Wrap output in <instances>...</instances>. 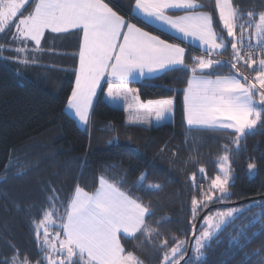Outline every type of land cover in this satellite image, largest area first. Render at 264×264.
Instances as JSON below:
<instances>
[{
    "label": "trees",
    "instance_id": "obj_1",
    "mask_svg": "<svg viewBox=\"0 0 264 264\" xmlns=\"http://www.w3.org/2000/svg\"><path fill=\"white\" fill-rule=\"evenodd\" d=\"M110 2L120 12L132 15L129 9L115 1ZM34 3L35 0H30L26 8L28 13ZM233 3L245 13L264 11V0H233ZM203 5L211 13L215 29L230 40L219 25L212 2L206 0ZM138 22L149 31L172 39ZM8 35L9 27L0 34V45H3L0 47V264L6 260L11 264L15 250H18L20 261L27 258L32 264L37 260L46 264L36 238L34 221L42 219L52 190L59 200L66 202L77 185L85 191H95L101 176L150 206L154 213L146 217L149 226L156 230L150 238L142 233L132 238L121 236L125 251L132 252L142 264H161L166 250L161 247L164 240L169 246L174 245V237L190 242L200 216L216 205L223 207L207 215L217 210L255 206L243 211L219 235V243L214 240L211 248L205 250L207 264H260L264 260V234L235 254L230 250V241L242 230L248 237L255 232H264L262 224L247 227L258 213L264 212V199L224 207L264 197V125H258L254 132L241 137L239 146L234 143L233 132L188 128L184 90L192 74L183 69L167 71L156 78L130 85L140 103L173 100L172 111L162 125L152 128L127 125L125 112L109 106L101 91L92 109L90 130L85 131L66 113L75 67L70 79L62 70L65 63L62 65L59 60L56 66L54 63L51 67L42 64L30 69L29 63L22 64L20 57L12 51V45L6 40ZM68 46L69 42L58 45L62 50ZM256 54L259 55L258 49ZM219 57L222 61L232 59L230 44ZM192 58V54L186 53L185 63L190 65ZM237 68L250 79L255 77V65L249 69L241 62ZM211 73L228 75L235 74L236 70L226 65L206 72L207 75ZM225 145L231 168V196L201 209L193 220L192 198L199 199L201 191L208 190L211 179L222 175L219 158L225 154ZM249 163L256 165L252 173L248 170ZM201 167L205 169L204 174L199 172ZM142 175L146 176L143 186L139 181ZM149 184H159L160 188H148ZM58 207L59 214H63L64 207ZM53 219L56 223L49 228L50 239L60 231L58 216ZM202 223L197 235L203 231ZM42 234L43 229L41 237ZM257 251L258 256L252 255ZM187 252L185 260L192 264L190 258L194 253L191 251L186 257ZM245 256L251 259L245 260Z\"/></svg>",
    "mask_w": 264,
    "mask_h": 264
},
{
    "label": "snow or ice",
    "instance_id": "obj_2",
    "mask_svg": "<svg viewBox=\"0 0 264 264\" xmlns=\"http://www.w3.org/2000/svg\"><path fill=\"white\" fill-rule=\"evenodd\" d=\"M27 3L29 0H0V33L17 17L12 39L31 40L37 46L41 44L45 30L63 33L81 29L83 32L75 87L67 101L68 108L74 110L83 124H88L92 99L106 75L111 78L108 80V97L117 100L123 95L127 101L128 94H132V89L126 86L130 78L186 69L192 74L184 90L189 126L233 129L234 143L239 146L241 137L254 132L258 125H264V11L245 13L234 5L233 0H215L219 20L227 31V37L231 38L227 40L214 29L211 14L199 11L204 5L198 0H135L134 12L167 25L185 39L192 37L201 42L206 55L193 57L189 65L185 63L184 48L143 31L117 14L104 0H35L32 11L23 15L22 9ZM172 9L184 10L185 14L171 16L168 11ZM245 16L247 19H244ZM228 44L231 45L230 61L212 58L222 54L221 50H227ZM241 62L249 69L256 66L253 79L239 72L237 65ZM226 65H230L236 73H211L215 78L206 74V70ZM172 105V99L143 104L137 95L132 94L127 108L136 109L135 114L130 116L132 122L150 123L152 117L157 122L163 121L171 113ZM224 149L225 154L219 158L222 175L211 179L208 190L201 191L199 199L192 198L193 220L201 209L211 203L226 201L231 196L227 145ZM255 169V164H248L250 173ZM199 172L204 174L205 169L201 167ZM145 179L143 175L139 178L141 186ZM147 187L159 189L160 185L149 184ZM52 191L42 219L34 221L36 238L46 264H142L132 252L125 251L120 234L135 237L137 233H142L150 238L156 231L146 222V216L154 215L150 206L132 198L103 176L99 178L95 191L88 192L77 185L66 202L59 200L54 189ZM58 205L64 207L63 214H59ZM254 206L249 204L217 210L204 216L203 231L199 235L193 232L192 264H207L205 250L211 248L214 240L219 243L218 237L224 229L243 211ZM55 216H58L60 231L50 239L49 228L56 223ZM163 219L167 221L168 218ZM255 224L264 227V212L258 213L247 227ZM262 234L264 232H255L248 237L242 230L230 241V250L235 254ZM174 240L173 246H169L167 240L162 241L161 247L166 250L161 264H181V261L188 264L185 255L190 242L187 239L176 240L175 237ZM15 252L11 264H32L27 258L20 261L18 250ZM252 255L258 256L259 251ZM250 259V256H245V260ZM2 264H8V261ZM36 264L40 261L37 260ZM260 264H264V260Z\"/></svg>",
    "mask_w": 264,
    "mask_h": 264
},
{
    "label": "crops",
    "instance_id": "obj_3",
    "mask_svg": "<svg viewBox=\"0 0 264 264\" xmlns=\"http://www.w3.org/2000/svg\"><path fill=\"white\" fill-rule=\"evenodd\" d=\"M110 1H115L117 4L121 5L124 9H129L131 11L132 15H127V14H124V13L120 12L119 10L116 9V6L113 5ZM205 1L206 0H198V3L203 5V3ZM209 1H211L212 4L214 5V8H215V10L217 12L218 19H219V13H218V9L215 6V0H209ZM104 2L107 3L115 12H117V14L125 17V19L128 20L129 22L136 24L137 27H140L143 31L149 32L151 35L159 36L161 39L166 40L168 43L178 44L180 47L185 49V55L188 52L190 54H192L193 57L206 55L205 48L201 44V42L199 40L194 39L192 37H188L187 39H185L180 33L176 32L173 29H171L167 25H164V24H162V23H160L158 21H155V20H149L148 18L144 17L138 11L134 12L133 11V7H134V4H135V0H131L129 2H126L125 0H104ZM199 11L208 12L207 10H205L204 7L199 9ZM208 13L211 14L210 12H208ZM168 14L175 17V16L184 15L185 12H184V10H180V9H172V10L168 11ZM137 20L143 22L147 26L152 27L154 30H157V31H159V32H161L163 34H166L167 36H169L173 40L172 39L171 40H167V39L163 38L162 36H160V35H158V34H156L154 32L149 31L148 29H146L143 26H141L140 23ZM219 25L226 32L225 34H227V31H226V29L223 28V24H222V22L220 20H219ZM213 26H214V24H213ZM214 29H215V27H214ZM216 32L220 35V31L218 32L216 30ZM65 34L68 37H70V38L73 37V36H77L78 37L77 61H76V65H75V75H74V81H73V88H74L75 87V80H76V72H77V70L79 68V50H80V45L82 44V40H83V32H82L81 29H70L68 32H63V35H65ZM221 51H223V50H221ZM219 56L220 55H213L212 58L220 60L221 58ZM166 72H158V73H155V74H146L143 77L137 76V77H134V78H130L128 80L126 86H127V88H130V85L133 84V83H140V82H143V81H146V80H150V79L156 78V77H158L160 75H163ZM206 72H210V70H206ZM228 75H232V74H228ZM211 78H215V76H211ZM109 79H111V78L106 75L105 78L101 80L100 87L97 88L96 95L93 97L91 107L89 108V119H88V124L87 125H85L82 122H80L79 118L75 116L74 110L69 109L68 106L66 105V113L70 117H72L74 119V121L76 122V124L78 125V127L80 129H84L85 131H89L90 130V119H91L92 109H93V106H94L96 100L98 99V96H99L101 91H103V99L105 100V102L108 105H110L112 107H115V108L125 109V112H126V108H127L126 106L132 100V94H128L127 101L124 100V102H127L125 104H124V102L123 103L121 102V97L119 99H117V100L110 99L108 97V95H107L108 80ZM115 104L121 105V106H116ZM184 108H185V106H184ZM134 110H136V109H134ZM165 120H167V116H166V118L163 121H160V122H157L155 120V118L152 117V118H150V123H146V124L142 123L143 124L142 128L158 127V126L162 125L163 122H165ZM185 120H186V113H185ZM137 124L140 125L141 123L137 122ZM137 124L136 123H132L129 126H134V125H137ZM186 124H187V120H186ZM187 126L190 129L213 130V129L205 128V127H202V126H189L188 124H187ZM213 131H226V132L235 133L233 129H219L218 128V129H215ZM120 235L122 237H125V238H132V237L126 236L123 233H121Z\"/></svg>",
    "mask_w": 264,
    "mask_h": 264
},
{
    "label": "rangeland",
    "instance_id": "obj_4",
    "mask_svg": "<svg viewBox=\"0 0 264 264\" xmlns=\"http://www.w3.org/2000/svg\"><path fill=\"white\" fill-rule=\"evenodd\" d=\"M29 3H30V0H29ZM29 3H27L25 7L22 9L23 15L28 14L26 8L27 6H29ZM18 18L19 17L13 18V21L10 22L9 25L6 26V28L9 27V35L6 40L9 42V44L12 45V51L15 52L20 57L21 62L27 60L28 61L27 63H29L30 69H33L38 65L41 66L42 64L48 65V67H51V63H54V65L56 66V61L59 60L62 65H64L65 63V66L62 68V70H63V73L66 75L67 79H70L74 72V67L76 63L78 37L73 36L70 38L66 34L63 35V33H52L50 30H45L44 36L41 38V44H40L41 46L40 45L37 46L35 42L31 40H19V39L14 40L12 39V37L16 30L15 24L18 23ZM61 42H69L70 46H68L67 49L62 50L61 47H58V45H60ZM20 48L25 49V51H17V49H20ZM22 64H24V62H22ZM124 100H125L124 96L121 95V102L123 103ZM125 103L127 102H124V104ZM115 105L121 106L117 104ZM116 109H121L125 112V109H122V108H116ZM126 112H125V123L127 125H130L132 123L137 124V122H132L130 120V116H133L136 110H134V108L133 109L126 108ZM142 125L143 124L141 123L140 125L137 124L134 126L143 127ZM230 179H231V174H230Z\"/></svg>",
    "mask_w": 264,
    "mask_h": 264
},
{
    "label": "water",
    "instance_id": "obj_5",
    "mask_svg": "<svg viewBox=\"0 0 264 264\" xmlns=\"http://www.w3.org/2000/svg\"><path fill=\"white\" fill-rule=\"evenodd\" d=\"M260 199H264V197H259V198H251V199H248V200H244V201H241V202H238V203H233V204H227L225 205L224 207H237V206H240V205H243V204H246V203H250V202H254V201H257V200H260ZM223 206L222 205H216V206H212L210 207L209 209H207L201 216L200 218L198 219L197 223H196V226H195V233L202 221V218L204 216H206L210 211L212 210H216V209H220L222 208ZM197 235V233H196ZM193 242H194V237L192 236L191 239H190V243H189V246H188V252H187V256L186 257H189L190 254H191V251H192V245H193Z\"/></svg>",
    "mask_w": 264,
    "mask_h": 264
}]
</instances>
